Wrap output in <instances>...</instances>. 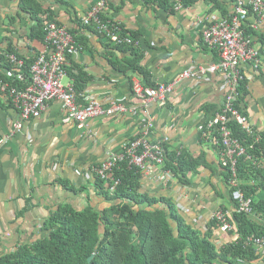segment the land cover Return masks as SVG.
Listing matches in <instances>:
<instances>
[{
	"label": "crops",
	"instance_id": "1",
	"mask_svg": "<svg viewBox=\"0 0 264 264\" xmlns=\"http://www.w3.org/2000/svg\"><path fill=\"white\" fill-rule=\"evenodd\" d=\"M21 1L0 0V42L3 49L32 59L47 46L29 38L35 24L21 10ZM97 1L37 0L47 11L42 18L51 14L50 19L66 26L79 45L68 58L63 83L74 86L69 73L83 70L89 77L84 95L99 99L105 106L120 103L128 111L89 120L78 128L67 119L62 102L56 100L40 118L26 121L23 129L16 131L18 112L0 92V256L44 239L48 235L45 222L61 206L108 209L109 202L97 185V169L110 155L121 154L129 141L145 133L152 142L168 139L171 150L203 157L204 163L198 173L189 175L186 184L154 166L143 173L141 193L171 199L187 222L203 232L221 209L229 215L236 209L220 154L202 136L205 123L225 101L224 75L210 70L220 55L205 44L203 33L233 14L234 0H201L182 11L147 5L144 0H106L107 20L138 36L143 66L157 85L175 82L188 69L206 72L203 81L188 79L176 84L164 101L138 98L133 85L143 82L141 75L115 66L129 60L131 53L82 26L81 19ZM248 21L245 31H249L252 46L261 51L262 65L243 67V106L256 134L264 136V21L257 24L255 16ZM256 24L257 28L252 27ZM0 72L7 78L10 75L4 68ZM161 176L166 179L161 180ZM256 220L264 222L258 217ZM234 234L214 231L218 248L233 242ZM237 264H264V258Z\"/></svg>",
	"mask_w": 264,
	"mask_h": 264
},
{
	"label": "trees",
	"instance_id": "2",
	"mask_svg": "<svg viewBox=\"0 0 264 264\" xmlns=\"http://www.w3.org/2000/svg\"><path fill=\"white\" fill-rule=\"evenodd\" d=\"M181 1L184 7L188 8L201 0ZM144 2L165 10L173 8L169 0ZM21 10L29 14L35 24L29 38L45 42L46 24L51 14L42 18L47 15V11L37 0H22ZM102 18L107 20L104 13ZM54 21L63 26L57 20ZM246 22L249 23L248 20ZM246 22L242 24L244 30ZM248 32L245 31L247 36ZM131 37L135 40L138 38L135 33ZM117 47L130 52L131 58L121 65L115 64L116 68L124 72L139 73L143 79L142 85L156 88L157 84L152 75L143 66L140 47ZM37 57H23L27 67H30ZM0 68L11 70L9 60L3 56H0ZM69 75L75 90L79 95L82 94L89 77L83 70ZM7 81L11 80L0 72V88L2 83ZM239 92L238 107L249 120L243 106L246 96L244 80L240 83ZM218 112L205 123L202 136L206 132L207 124ZM230 128L234 137L246 149V154L237 161L239 186L232 188V199L236 190L242 191L246 199L252 200V214L239 211V205L233 199L236 209L232 221L235 225L234 233L239 234V238H235L222 249H219L214 241V231L220 230L221 226L217 219H212L207 224L206 232L190 225L171 199L153 198L141 193L143 172L123 162L114 170L115 178L120 180V185L114 193L106 188V183L99 176L97 179L98 188L109 202L108 209L99 211L89 206L84 210H77L70 205L61 206L45 222L44 230L48 235L44 239L0 256V264H89L93 255L95 258L92 264H237V261L257 260L260 255L253 245H247V239L252 236H264V222L256 220L257 217L264 219V196L258 197L264 195V136L249 134L236 122H231ZM204 141L218 150L221 166L225 169L226 179L230 184L233 177L230 167L223 165V147L208 138ZM165 149L163 172H170V175L177 177L183 184L188 183L189 175L198 173L203 166V157L194 158L184 151H173L168 144ZM221 210L227 212L224 208Z\"/></svg>",
	"mask_w": 264,
	"mask_h": 264
},
{
	"label": "built area",
	"instance_id": "3",
	"mask_svg": "<svg viewBox=\"0 0 264 264\" xmlns=\"http://www.w3.org/2000/svg\"><path fill=\"white\" fill-rule=\"evenodd\" d=\"M175 11L185 9L181 0H169ZM235 10L231 16L206 28L203 33L204 42L220 55V61L211 67V71H220L224 75L222 88L225 101L218 112L207 124L204 139L208 138L214 144L224 149L223 165L230 167L232 188L239 186L237 176L238 158L246 154L245 147L233 135L231 122H236L249 134L255 129L247 116L238 107L239 87L244 80L243 67L262 65L261 51L252 46L250 37L245 33L242 24L251 16L258 17V23L264 21V0H234ZM106 0H98L96 4L81 19L85 28L94 29L100 36L115 46L139 47V42L126 34L122 26L114 21L104 20L102 15L106 9ZM256 25H252V27ZM45 44L47 50L41 53L34 63L27 67L26 60L15 52L3 49L0 42V56L7 58L11 64L9 79L2 83L0 92L6 94L12 106L17 110L19 121L16 131L23 129L24 123L40 118L49 108L50 103L62 102L67 119L78 128H83L92 119L116 116L128 111L120 103L105 106L99 99L88 98L85 93L78 94L74 86L65 85L63 79L67 76L68 58L74 55L79 45L74 34L66 27L59 26L54 20L47 21ZM203 69L185 70L175 82L162 83L156 88L145 87L140 82L133 85L134 94L144 101H164L173 93L176 84L183 80L203 81ZM149 133L129 141L121 154L110 155L97 169V175L106 183L111 193L117 190L120 180L114 176V170L120 163H127L143 173L150 172L154 166L165 164L168 139L152 142ZM3 141V140H2ZM165 176L169 172H163ZM166 177L161 176V180ZM233 199L239 205V211L252 214V200L246 199L242 191L236 190ZM214 219L220 223L224 233L235 232L232 215L223 211L215 214ZM239 238V234H235ZM247 245H253L257 253L264 258V236H252L247 239Z\"/></svg>",
	"mask_w": 264,
	"mask_h": 264
},
{
	"label": "water",
	"instance_id": "4",
	"mask_svg": "<svg viewBox=\"0 0 264 264\" xmlns=\"http://www.w3.org/2000/svg\"><path fill=\"white\" fill-rule=\"evenodd\" d=\"M95 255L91 256V258L89 259V264H92V261L94 260Z\"/></svg>",
	"mask_w": 264,
	"mask_h": 264
}]
</instances>
